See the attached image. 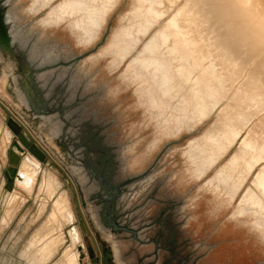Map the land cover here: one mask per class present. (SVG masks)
Masks as SVG:
<instances>
[{
  "label": "rangeland",
  "instance_id": "obj_1",
  "mask_svg": "<svg viewBox=\"0 0 264 264\" xmlns=\"http://www.w3.org/2000/svg\"><path fill=\"white\" fill-rule=\"evenodd\" d=\"M45 1H40L42 6L37 11L29 13V9L26 10V7L30 0H10L14 28L18 29L24 40L32 44L31 48L40 54L46 53L56 59L81 56L71 68L73 71L69 81L71 95L76 98L81 97L79 104L87 109L86 117L101 125L105 140L113 143L116 147L120 157L121 176L137 175L145 170H150L147 179L130 185L132 194L127 193L122 202L124 206L127 205L132 210L133 222L136 224L153 222L158 217L167 219V215L173 210L170 205L174 204L175 206L178 203L176 219L183 221L186 232L179 236L182 246L177 258L182 260L187 256V260L191 258L189 263L192 262V264H264V226H250L259 237L258 240L253 232L249 233L238 227L232 220L234 218L240 221L242 218L249 217L254 221L258 218L264 222L263 203L257 204L256 200L251 197L248 202L254 204L252 209L241 211L240 207L249 191L253 190L257 194L259 193L254 179L261 166L256 170L257 165L252 173L246 176L243 185L246 181L249 184L243 191H240V188L233 192L239 180L238 172H230L231 178L226 177V179H224L226 175H222L223 178H220L217 172L210 178L204 177L203 179H207L204 183V180L200 183L195 182L205 176L209 168L217 161L208 168L210 162L208 163L206 158L210 156L215 159L222 153V149L221 152L220 149L211 150L208 155L202 153L199 134L214 123L216 115L223 105L217 106L212 115L201 122L193 132H185L177 138L163 141L171 130L188 124L192 119V103L195 101V95L191 90L189 92V84L186 85L183 80L185 70L180 68V62L177 60L180 54L172 55L169 52L170 55L167 58L166 51L168 49L160 50L166 45H161V42H158L159 44L155 48L154 46L151 48L153 53L146 50V57H142L134 65L133 69L135 70L122 74L119 80L118 75L121 69L113 75H107L106 69L111 71L114 65L119 63L123 53L125 45L122 42L117 43L116 34L113 37L112 33L120 25V19L129 9L132 0H120L108 21V16L103 20L101 14H97L91 22L93 24L90 29L91 39L89 42H80V31L73 26V23L82 17L80 14L85 11L87 6L98 9L102 0ZM62 2L69 6L66 8L68 10L67 18L53 23L44 21L48 13L41 18L48 10L45 8L50 6L52 9ZM32 3L33 0L28 7ZM245 3L251 4L248 0H245ZM43 9L45 10L42 11ZM151 16V12L144 10L137 18H133L131 15L126 20V24L127 26L132 25L136 31H140L139 26L149 25L154 20ZM166 18L167 15L161 19L160 23ZM44 26L53 27L44 28ZM158 27L159 24L156 25V29ZM99 37L100 39L96 41ZM110 38V42L106 45ZM147 39L144 38L143 42ZM76 40L79 45L86 48L79 47ZM91 44L93 45L89 46ZM104 45L106 46L103 47ZM101 48L102 50L99 51ZM104 58L108 59L106 69H104L105 62L101 61ZM172 58H175L176 61L171 62ZM89 61L92 65L95 64L92 68L89 64L87 65ZM68 71L67 69L60 70V77L68 75ZM4 72H8L9 77L0 96L5 98L23 116H28L33 129L44 137L48 146L52 148V152L54 151L71 167L72 163L59 139L55 137L52 128L47 126L42 119L32 117L15 89L12 71L5 64L0 63V79ZM194 78L191 77L192 80ZM249 78V76L245 78L243 76L240 79L241 84L244 83L243 85L249 87L254 85L252 79ZM116 84H118V89L122 90L113 96L109 89ZM129 84H134V92L132 87L123 89ZM187 89L190 93V100L185 98ZM259 107L260 105L255 106L253 108L255 114L251 115L256 117L263 114L262 116H264V107H260V109ZM8 120L13 119L0 106V264H59L63 258V252L67 248L73 246L78 248L70 235L71 225L74 223L77 225L82 242L85 241L87 258L84 259V262H90L92 258L97 257L94 241L79 211L76 194L71 183L56 165L50 162H48L49 166L43 165L48 173L55 177L56 185L59 186L58 191L52 197L48 196L45 191L44 177L41 174L33 188L25 187L22 183L15 181L16 184L11 190L10 199L4 206L3 199L10 192L6 189L8 181L6 171L10 164L9 151L14 148L16 139L13 131L7 127ZM74 121L78 122L76 118ZM192 138L193 144L186 147L188 140ZM151 139L147 151L148 154H152L143 165H137L136 159L144 154ZM134 143L137 144L135 150L129 152L128 148ZM57 161L66 168L59 160ZM201 183L203 185L200 190H197ZM62 192L66 196L69 212L65 217L55 215L53 201ZM127 196H129L128 199ZM193 196L197 197L194 203H192ZM236 196L238 201L234 208L229 207L221 209L218 214L213 213V200L222 208ZM89 207L92 220L82 209L89 226H91L97 221L91 212V204ZM160 229L156 225L143 232L142 235L148 239L153 238L160 234ZM139 249V256L153 251V248L148 250L151 248L143 246ZM186 249L187 254H185ZM188 251H191V254ZM165 257L167 256H161L162 259ZM149 258L152 256L150 255Z\"/></svg>",
  "mask_w": 264,
  "mask_h": 264
},
{
  "label": "bare ground",
  "instance_id": "obj_2",
  "mask_svg": "<svg viewBox=\"0 0 264 264\" xmlns=\"http://www.w3.org/2000/svg\"><path fill=\"white\" fill-rule=\"evenodd\" d=\"M40 1L33 0L29 10L32 12L37 11L42 6V2ZM248 1H250V5L246 4L245 0H132L129 9L120 19V25L112 33L113 37L116 34L115 39L117 43L122 42L125 45L119 63L114 65V68L110 71L106 69L108 59H101V61L105 62L104 69H106L107 75H113L121 69L118 75L120 80L122 74L135 70L133 69L134 65L142 57H146V50H150V53H153L151 52V48L153 46L155 48L160 42L161 45H166L160 50L166 51L168 49L166 51L167 58H169L170 53L172 55L180 54L177 60L180 62V68L185 70L183 80L186 82V85L189 84V92L191 90L195 95V101L192 103V119L189 120L188 124L171 130L170 134L163 141L177 138L185 132H193L201 122L212 115L217 106L222 104L223 106L217 113L214 123L199 134L202 153L208 155L211 150L215 149H220V152L222 149V153L221 155L219 154L220 158H218L219 155L216 157L217 159H212L210 156L206 158L207 162H210L209 164L206 163L208 164V168L212 163L217 161L209 168L205 176L195 182L200 183L204 180V183L207 180L203 179L204 177L208 176L210 178L217 172L220 178H223L222 175H226L224 179L226 177L231 178L230 172H238L239 180L233 192L238 191L240 188V191H243L249 184L246 181L243 185L246 176L250 175L257 165L256 170L261 166L254 179V184L259 193L257 194L253 190L249 191L245 196V200H243V204L240 205L241 211L252 209L254 204L250 203V201L248 202V199H251V197L256 200L257 204H264V116H262L263 114L256 117L251 115L255 114L253 110L255 106L260 105V107H264V0ZM119 2L120 0H102L98 9L96 7H86L85 11L80 14L82 17L77 19L75 23L72 22L73 26L77 27L80 31V42L90 41V29L93 24H91L93 18L97 14H101L103 20L108 16V21L110 14ZM27 7L26 10L28 9ZM67 7L69 6L65 2L60 3L52 9L49 6L45 8L48 10L44 12L41 18L48 13L44 18L45 22L53 23L63 20L67 18ZM144 10L152 13L151 17L154 20L149 25L139 26V29L141 28L140 31H136L132 25L127 26L126 20L131 15L133 18H137ZM84 13L86 16H84ZM166 15L165 21L160 23L161 19ZM158 24L159 27L156 29V25ZM47 27L53 26H44V28ZM131 30L136 32L133 33ZM144 38L148 39L143 42ZM110 40L111 38L106 45ZM141 42L143 43L140 44ZM76 43L79 47L86 48L79 45L77 40ZM134 51L136 52L132 55ZM175 61V58L171 59V62ZM88 64L90 68L95 65H92L90 61L87 62ZM243 76L244 78L249 76L254 85L252 84L249 87L243 85L244 83L241 84L240 79ZM8 77V72L2 74L0 79V95L4 91L3 88L5 89L6 87ZM191 77L195 78L192 80ZM118 84L109 89V92L113 96L122 90L118 89ZM134 84L126 85L123 89L132 87L134 92ZM250 88L252 90H249ZM189 92L187 89L185 97L187 100H190ZM152 139L146 146L144 154L139 159H136L135 163L137 165H143L149 158V155L152 154H148L147 151ZM192 142L193 138L189 139L186 147L191 146ZM136 146L137 144L134 143L128 148V151L133 152ZM18 168L22 178H16L15 181L20 184L22 183L25 187L33 188L38 176L43 174V185L48 196L52 197L58 191L59 186L56 185L55 177L50 175L43 164L35 157L24 154L21 157ZM203 183L199 184L197 190H200ZM11 192H8L3 199L5 201L4 206L8 202ZM238 197L233 198L232 201H229L222 208L213 200V213L218 214L221 209L234 208ZM196 198V196L192 197V203H194ZM53 201L55 215L65 217L66 213L69 212L64 192L59 194ZM262 210L264 212L263 208ZM253 213L255 214L256 212L254 211ZM232 220L235 221L238 227L245 229L249 233L253 232L259 240V237L251 227L264 226V222L261 219L257 218L254 221L247 217L240 219V221L234 218ZM70 235L78 248L75 246L67 248L63 252V258L59 264H80L82 253L85 254V259L87 258L85 242H82L75 223L71 225ZM4 259L6 260V258Z\"/></svg>",
  "mask_w": 264,
  "mask_h": 264
},
{
  "label": "water",
  "instance_id": "obj_3",
  "mask_svg": "<svg viewBox=\"0 0 264 264\" xmlns=\"http://www.w3.org/2000/svg\"><path fill=\"white\" fill-rule=\"evenodd\" d=\"M31 46L32 44L26 42L20 35L18 29L14 28L10 0H0V63L5 64L12 71L13 84L28 112L33 118L42 119L52 128L72 166L67 165L54 151H49L44 137L24 121V117L19 112L12 110L0 99V106L18 125V128L12 129L16 139L14 148L9 151L10 164L6 171L8 179L6 189L13 190L16 178H22L18 166L24 154L33 155L43 165L48 162L56 165L71 183L79 211L97 251V257L92 258L90 262H84L85 254L82 253L80 263L117 264L115 260L119 257V240L124 237L121 232L127 234V238L142 243L140 235L150 228L149 224L133 222L132 210L122 204L127 193L132 194L130 185L147 179L150 170L127 176L125 181L117 184L109 179L106 170L103 169L102 173L96 171L103 162L107 164L108 158L95 161L94 151L88 141L75 139L74 136L83 121L88 119L87 109L79 104L81 97L72 96L69 87L73 72L71 68L81 56L56 59L49 54L38 53ZM65 69L69 70L68 75L60 77V70ZM60 87L63 95H60ZM62 99L65 101H60ZM75 118L79 121L75 122ZM117 158L120 162L119 152ZM122 188H126L125 192ZM89 204L97 221L91 226L83 212L84 209L92 220ZM109 207L115 216L108 214Z\"/></svg>",
  "mask_w": 264,
  "mask_h": 264
},
{
  "label": "flooded vegetation",
  "instance_id": "obj_4",
  "mask_svg": "<svg viewBox=\"0 0 264 264\" xmlns=\"http://www.w3.org/2000/svg\"><path fill=\"white\" fill-rule=\"evenodd\" d=\"M61 88V87H60ZM63 95L62 88L60 90V95ZM61 99V97H60ZM64 102L65 100H60ZM76 101V98H75ZM79 121V119H77ZM101 125L95 123V121L91 118H88L87 120H84L81 124V128L78 132L75 133V139H80L85 142L88 141V143L91 145L95 161H103L104 158H108L107 164L102 163L96 171L98 173H102L103 169L106 170V173H109V179L114 183H122L126 180V177L121 176L120 173V163L117 158V150L116 147L113 145V143L108 142L105 140V137L102 133ZM106 154V156H104ZM123 192H125L126 188H122ZM178 203L170 205L173 209L171 212H169L168 220L166 218L158 217L153 222H147L145 224H149L150 228L146 229L149 230L151 228H154V226H159L161 228V232L158 236H155L153 238H147L144 235H140L141 240L143 242L146 240V242L149 241V243L155 242V247L153 251L149 253H145L144 255L138 256V264H188L191 258H188L187 256L184 257L182 260L177 258L182 243L179 241V236L181 233L186 232V229L183 227V221L181 219H176V211L178 210ZM170 208V207H169ZM108 214H113L111 208L108 209ZM115 216V214H113ZM161 216V215H160ZM122 234H125L121 232ZM125 234L124 236H126ZM85 242V241H84ZM158 243V244H156ZM162 252V253H161ZM189 254H191V251H188ZM185 254H187V249L185 251ZM152 256V258H149V256ZM167 256L164 259L161 258V256ZM189 264H192L190 262Z\"/></svg>",
  "mask_w": 264,
  "mask_h": 264
},
{
  "label": "crops",
  "instance_id": "obj_5",
  "mask_svg": "<svg viewBox=\"0 0 264 264\" xmlns=\"http://www.w3.org/2000/svg\"><path fill=\"white\" fill-rule=\"evenodd\" d=\"M28 9H29V7H28ZM28 11L32 12L30 10H28ZM0 99L4 103H6L10 108H12L15 112H18L5 98L0 96ZM20 114L23 116L22 113H20ZM23 117H24V121H26L27 123H29L32 126L30 118L28 116H23ZM7 125H8L7 127H10L11 130L15 129V128H18V125L15 123L14 120H8ZM48 147L49 146H47V148ZM51 149L52 148H50V147L48 148L49 151H51ZM49 165H50V163L45 164V166H49ZM183 227H184V225H183ZM156 244H158V243H156ZM142 246L146 247V248H151V249H148V250H152V248L154 249V247L156 245H155V242H152V243H147V242L144 243V242H142V243H140V242L134 240L133 238H127L126 236L122 237V239L119 240L120 251H119V257L116 258V260H115L116 263L117 264H138L139 263L138 262V256H139V250H140L139 247H142Z\"/></svg>",
  "mask_w": 264,
  "mask_h": 264
}]
</instances>
